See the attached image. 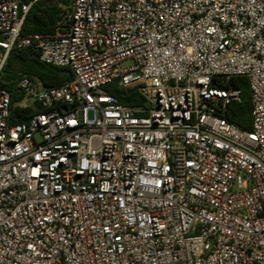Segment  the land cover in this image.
Wrapping results in <instances>:
<instances>
[{
    "label": "built area",
    "instance_id": "1",
    "mask_svg": "<svg viewBox=\"0 0 264 264\" xmlns=\"http://www.w3.org/2000/svg\"><path fill=\"white\" fill-rule=\"evenodd\" d=\"M34 1L0 0V264H264V0H71L22 35ZM14 47L73 78L22 74L35 111L10 123Z\"/></svg>",
    "mask_w": 264,
    "mask_h": 264
},
{
    "label": "trees",
    "instance_id": "2",
    "mask_svg": "<svg viewBox=\"0 0 264 264\" xmlns=\"http://www.w3.org/2000/svg\"><path fill=\"white\" fill-rule=\"evenodd\" d=\"M71 0H36L30 6L25 15L21 33L22 35L32 33H53L58 27L67 26L66 14L69 10ZM26 74L38 79L43 86H59L73 78L72 70L67 66H56L40 59L38 51L33 47H14L9 52L7 61L3 68V84L11 92V105L9 122H21L27 120L35 111L32 105H22L20 101L25 93L20 90L17 83ZM227 85L241 89V100L231 102L225 116L245 129L251 127L252 122V100L249 79L247 76H232ZM110 93L116 95L125 104L141 103L135 87L121 88L116 82L107 86ZM37 105V109H41Z\"/></svg>",
    "mask_w": 264,
    "mask_h": 264
},
{
    "label": "rangeland",
    "instance_id": "3",
    "mask_svg": "<svg viewBox=\"0 0 264 264\" xmlns=\"http://www.w3.org/2000/svg\"><path fill=\"white\" fill-rule=\"evenodd\" d=\"M20 104H32V99L29 96H24V98L20 101Z\"/></svg>",
    "mask_w": 264,
    "mask_h": 264
},
{
    "label": "crops",
    "instance_id": "4",
    "mask_svg": "<svg viewBox=\"0 0 264 264\" xmlns=\"http://www.w3.org/2000/svg\"><path fill=\"white\" fill-rule=\"evenodd\" d=\"M22 105H30V104H22Z\"/></svg>",
    "mask_w": 264,
    "mask_h": 264
}]
</instances>
